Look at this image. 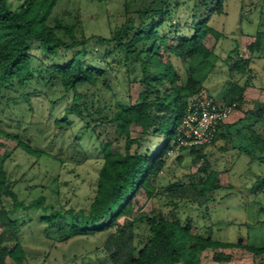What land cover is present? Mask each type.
I'll return each instance as SVG.
<instances>
[{
  "label": "trees",
  "instance_id": "obj_1",
  "mask_svg": "<svg viewBox=\"0 0 264 264\" xmlns=\"http://www.w3.org/2000/svg\"><path fill=\"white\" fill-rule=\"evenodd\" d=\"M59 1L0 0V134L15 140L17 148L35 158L30 166L44 158L62 166L87 157L78 137L73 139L71 156L54 152L57 134L44 143L46 126L41 128V122L34 123L33 142L31 137L4 127L3 102L6 106L10 103L31 106L32 98L52 99L57 95L51 101L54 106L69 97L70 103L64 115L55 120L54 127L61 131L69 126L71 117H77L84 127L82 132L96 136L102 158L96 191L88 206L81 209L66 208L58 193L49 197L41 192L30 199L21 189L23 177L16 176L14 167L10 169L12 151L0 154V264H36L45 245L53 249L70 241L80 245L97 232L107 235L102 247L106 256L100 264H207L200 256L206 249L214 250L213 260L221 264L231 259L232 255L224 251L231 248H245L257 264H264V241L257 243L245 236L244 242L241 234L233 240L215 236V227L221 230L231 224L225 221L213 222L204 233L193 232L192 217L187 215L183 219L178 211L180 206L187 207V203L206 205L223 187L221 178L227 170L216 166L205 152L207 146L212 144L229 151L232 148L228 144H233L240 153L249 155L252 162L256 153L258 160L264 162V104L261 106L259 101L245 112L247 127L239 129L244 143H234L225 122L211 143L177 148L178 128L189 104L196 93L204 90L197 77L199 68L205 64L212 69L216 66L215 48L223 33L210 24L211 18L225 13L228 0L185 1L191 12L189 29L174 18L176 9L182 5L180 0H123L124 21L109 36L91 37L86 35L78 11H57ZM254 37L246 47L249 54L238 52L231 69L234 77L246 75V78L243 82L235 78L223 100L238 102V108L245 103L244 94L250 85L247 75L252 71L251 61L264 58L262 26ZM92 39L95 42H90ZM211 39L214 42L209 44ZM34 41L38 45L32 47ZM40 46L52 55L64 56L63 50L77 51L63 62H53L38 55ZM95 47L99 60H86ZM181 72H185V77H181ZM133 82L139 85L136 96L130 92ZM260 120L262 132L254 126ZM7 121L11 125L13 120ZM20 125L17 120L16 127ZM28 130L25 127L23 132ZM152 138L162 140L156 150L151 148ZM219 139L223 142H218ZM187 150L193 155L191 162L199 164L198 169L188 174L186 180L179 178L166 185L158 184L162 174L170 172L171 152ZM178 157L183 159L182 154ZM31 186L37 187L26 185V189ZM250 190L263 192L264 179L253 181ZM140 191H145L149 198L166 197L167 207L172 209L168 214L159 211L136 219L133 200ZM113 208L116 212L108 222L92 227L98 217ZM256 212L260 218L250 226L257 227L258 234L254 236L261 238L264 206ZM120 218H125V222L118 223ZM25 222L41 229L34 236L41 243L35 250L21 235ZM10 240L14 241L12 245L8 243ZM68 254L70 249L64 251V256Z\"/></svg>",
  "mask_w": 264,
  "mask_h": 264
},
{
  "label": "rangeland",
  "instance_id": "obj_2",
  "mask_svg": "<svg viewBox=\"0 0 264 264\" xmlns=\"http://www.w3.org/2000/svg\"><path fill=\"white\" fill-rule=\"evenodd\" d=\"M180 1L182 5L176 9L174 18L183 28L189 29L187 24L190 21L191 12L185 3L187 0ZM56 9L59 13L63 9H68L73 13L78 11L83 29L88 37L93 35L109 36L114 28L125 19L123 0H107L105 3L90 0H60ZM210 24L223 33L215 48L216 66L213 69L210 68L209 64L201 66L197 77L202 81L204 91L206 90L212 98L220 101L228 85L235 79L234 72L231 69L237 60V53L249 54L246 50L247 45L254 40L258 28L261 26L264 28V0H228L225 13L213 15ZM90 42L93 43L95 40L92 39ZM213 42L214 39H211L209 44ZM36 45H38V42L34 41L32 47ZM95 50L96 47L91 48L85 59L98 61L100 54ZM64 51L66 50L61 53L64 56H60V54L52 55L40 46L38 55L47 56L53 62H63L66 57L77 50ZM231 55L232 57L228 59ZM176 61L180 63L179 60ZM250 65L252 67L251 79L257 87L252 93L244 95V100L247 103H244L245 109L243 112L253 109L257 101L261 102V106L264 104V58H254ZM119 77L122 78V74H119ZM181 77H185V72H181ZM130 90L132 95L136 96L139 85L133 82ZM48 91L51 93V90ZM56 96H52V99L46 96L32 98L31 106L13 103L6 106L3 102L1 110L2 117L6 120L4 127L18 131L24 137H31L33 142L36 136L33 129L34 123L41 122V128L44 125L46 126L44 136L47 139L44 143L49 142L53 134H57V139L53 144L54 152L71 156L70 149H73V139L78 137L87 157L68 161L66 165L62 166L51 159L44 158L36 165L30 166L35 158L17 148V142L6 138L3 134H0V142L3 143V145H0V154L12 151L13 160L10 169L14 167L16 176L23 177L24 183L22 181L21 189L28 193V198H34L41 192H45L49 197L58 193L59 201L66 208L71 206L77 209L86 208L95 194L96 177L102 162L101 155L98 152V143L94 134L82 132L84 127L77 117H71L69 126L64 127L61 131L54 127L55 120L64 115L65 109L70 103V98L65 97L52 106L51 101L56 99ZM30 107L32 109H29ZM50 108H52L51 111ZM8 119L13 120L11 125L7 123ZM17 120L21 122L19 128L16 127ZM254 126L262 132V120L256 121ZM25 127L29 129L26 133L23 132ZM151 141H153V144H151L152 150H156L162 140L152 138ZM122 143L123 139H120V144ZM230 147L231 144H228V148ZM205 152L209 153L211 160L216 163L217 167L227 170L221 178L223 187L216 192L214 198L206 205L187 203V207L180 206L178 211L181 217L183 219L187 215L192 217L194 222L193 232L204 233L209 228L207 226H211L213 222L217 224L219 221H225L231 224L221 230L215 227V236L223 240H233L235 236L238 237L241 234L244 237V242L247 241L246 237L253 238V241L257 243L263 242L264 227L259 231L261 238H256L254 235L255 233L258 234L256 232L258 231L257 227L250 226V224L260 218L256 210L260 206H264V191L255 193L250 190V187L257 178L264 179V162L258 160V153H256L257 158L252 162L249 155L240 153L235 148L222 151L212 144L205 148ZM181 154L183 156L182 160L178 157ZM192 157L193 155L189 150L171 155L168 161L170 172L163 173L158 184L166 185L171 180L179 178L186 180L187 175L195 172L199 166V164L191 162ZM35 184L37 185L36 188L31 186L30 189H26V185ZM57 188H59V191H57ZM133 201L137 211L136 219L155 215L159 211L168 214L172 209V207H167L166 197L149 198L145 191H140ZM115 212L114 208L110 212H105L98 217L92 227L108 222ZM71 222L74 223L72 220ZM124 222L125 218H120L118 221L121 224ZM40 230L38 225H32L28 222L23 224L21 235L29 243L32 250L37 249L38 246L40 247L41 243L34 238L35 233H39ZM106 236V234L99 232L94 235L90 234L86 242L81 241L85 245L80 243V245H84L80 251L77 250V247L82 246L72 241L59 244L54 249L47 244L45 249L38 253L36 264H100L106 256V252L102 248ZM8 243L12 245L14 241L10 240ZM69 249L70 254L64 256V251ZM224 251L232 256L230 260L223 261L221 264H257L253 254L245 248H231ZM31 253L32 255L36 254L35 252ZM76 253L79 255L73 257ZM213 254L214 250L212 249L200 252L202 260L207 264H217L213 260ZM48 256L49 260L47 262L46 258Z\"/></svg>",
  "mask_w": 264,
  "mask_h": 264
},
{
  "label": "built area",
  "instance_id": "obj_3",
  "mask_svg": "<svg viewBox=\"0 0 264 264\" xmlns=\"http://www.w3.org/2000/svg\"><path fill=\"white\" fill-rule=\"evenodd\" d=\"M238 106V102L218 101L206 90L196 93L178 128L177 148L211 143L219 127L230 119Z\"/></svg>",
  "mask_w": 264,
  "mask_h": 264
},
{
  "label": "crops",
  "instance_id": "obj_4",
  "mask_svg": "<svg viewBox=\"0 0 264 264\" xmlns=\"http://www.w3.org/2000/svg\"><path fill=\"white\" fill-rule=\"evenodd\" d=\"M247 76L250 80V85L247 87V89L245 91V94H244L245 96L247 95V93H252L253 91H255L256 90L255 88L257 87L256 84H254V82L251 79L252 76L251 75H247ZM235 78L239 79V81L243 82L244 79L246 78V75H239V76H236ZM229 87H230V84L228 85V88ZM228 88L225 91V93L223 94V97L220 99V101L224 100V97L228 91ZM245 103H247V102H245ZM244 105L245 104H241V106L239 108H237V110L234 112V114L230 117V119L226 123L227 124V126H226L227 130L233 134V139L236 142V143L234 142L235 144H239L240 142L241 143L245 142L242 138L243 132H239L240 128L247 127V123L249 121L247 118H245L246 113L243 112L245 109ZM218 142H223V140L219 139ZM230 148H233L232 145Z\"/></svg>",
  "mask_w": 264,
  "mask_h": 264
}]
</instances>
